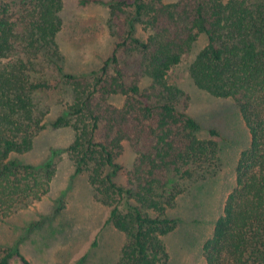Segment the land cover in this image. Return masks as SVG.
<instances>
[{"label":"trees","instance_id":"1","mask_svg":"<svg viewBox=\"0 0 264 264\" xmlns=\"http://www.w3.org/2000/svg\"><path fill=\"white\" fill-rule=\"evenodd\" d=\"M101 3L99 0H82ZM117 43L99 71H64L57 41L63 0L0 1V223L50 191L52 161L40 168L29 153L48 126L70 128L67 148L75 175L87 176L109 222L125 235L118 264H169L164 237L177 227L166 212L190 185L212 175L221 133L180 109L184 92L171 72L193 56L189 77L200 90L237 104L250 134L214 234L203 246L207 264H264V0H115L109 4ZM147 32L135 36L136 26ZM206 45L196 54L202 36ZM70 98L48 123L43 96ZM122 97L117 106L113 97ZM128 142L136 155L125 184L117 159ZM58 210L56 211V213ZM51 216L32 222L41 228ZM19 240L0 251V264H31ZM1 250V248H0Z\"/></svg>","mask_w":264,"mask_h":264},{"label":"rangeland","instance_id":"2","mask_svg":"<svg viewBox=\"0 0 264 264\" xmlns=\"http://www.w3.org/2000/svg\"><path fill=\"white\" fill-rule=\"evenodd\" d=\"M81 1L63 0V27L57 38L64 71L73 75H86L103 67L113 54L117 43L114 31L119 28L111 19L109 7L115 0L86 5ZM177 1L164 0L165 3ZM147 35L142 26H136V37L144 39ZM206 40L204 35L200 38L195 46L196 54L206 45ZM193 57L186 56L171 72V82L185 93L179 108H184L187 99V113L201 124V136H207L211 128L221 133L217 139L220 155L215 172L190 185L188 192L180 194L174 207L166 212L167 218L179 221L176 229L164 237L169 264H207L203 246L214 234L226 199L236 186L239 158L250 146L249 130L235 101L214 98L193 84L188 73ZM43 100L51 108L50 123L61 114L70 98L58 90L44 95ZM113 102L121 106L122 97H113ZM74 137L70 128L55 130L48 126L36 136L29 153L17 156L21 163L36 168L52 161L56 174L49 193L41 201L30 203L0 223L1 252L22 240L20 253L31 264L119 263L125 235L109 222L110 210L95 198L87 176L75 175L66 151ZM135 159L130 144L125 142L117 159L123 167L116 179L118 184H125L126 172L133 167ZM46 216H51V220L28 232L32 222ZM11 264L21 263L14 259Z\"/></svg>","mask_w":264,"mask_h":264}]
</instances>
